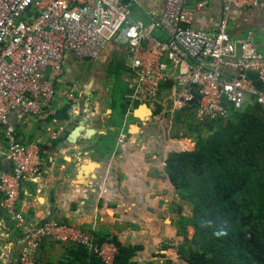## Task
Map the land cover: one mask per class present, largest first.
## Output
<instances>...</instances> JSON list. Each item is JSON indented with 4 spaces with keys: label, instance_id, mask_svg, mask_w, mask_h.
Here are the masks:
<instances>
[{
    "label": "built area",
    "instance_id": "built-area-1",
    "mask_svg": "<svg viewBox=\"0 0 264 264\" xmlns=\"http://www.w3.org/2000/svg\"><path fill=\"white\" fill-rule=\"evenodd\" d=\"M161 1V12L143 24L130 17L131 0H0V217L20 233L17 264H38L44 241L82 246L101 264H113L118 254L111 240L96 242L94 227L58 221L49 212L43 220L28 219L17 207L21 184L38 178L41 158L38 140L20 141L10 115L41 114L67 55L92 61L110 42L125 46V97L152 112L164 106L162 89L169 91L171 112L185 110L196 124L226 119L250 104L264 112V53L250 33L233 39L227 31L231 8L258 0H225L211 32L191 26L203 2ZM125 137L120 132L118 141Z\"/></svg>",
    "mask_w": 264,
    "mask_h": 264
},
{
    "label": "crops",
    "instance_id": "crops-1",
    "mask_svg": "<svg viewBox=\"0 0 264 264\" xmlns=\"http://www.w3.org/2000/svg\"><path fill=\"white\" fill-rule=\"evenodd\" d=\"M192 2L204 5L194 12L191 26L214 31L225 0ZM162 8L161 0H131L130 17L146 24ZM227 20L231 38L250 33L264 53V0L244 9L231 8ZM154 36L164 38L159 31ZM125 63L126 47L115 42L92 61L67 55L54 96L41 114L10 115L20 141L38 140L41 158L38 178L21 184L17 207L28 219L43 220L49 212L58 221L94 227L96 233L124 245H140L133 258L137 264H179L178 246L183 242L179 224L187 221L188 210L164 170L174 150L169 146L172 141L166 140L164 130L146 129L152 119L157 121L161 106L152 118H145L136 115L143 104L125 97ZM168 94L167 89L160 91L161 104ZM185 120H191L190 114ZM79 124L70 142L69 134ZM120 132L126 134L123 142L118 141ZM190 227L186 225V231ZM20 242V233L0 217V264H17ZM64 256L63 245L44 241L36 259L56 262Z\"/></svg>",
    "mask_w": 264,
    "mask_h": 264
},
{
    "label": "trees",
    "instance_id": "trees-1",
    "mask_svg": "<svg viewBox=\"0 0 264 264\" xmlns=\"http://www.w3.org/2000/svg\"><path fill=\"white\" fill-rule=\"evenodd\" d=\"M184 111L176 113L175 121L186 123L195 148L179 145L174 150L183 151L170 152L164 167L176 191L192 206L190 218L179 224L184 237L179 257L187 264H264V112L250 104L226 119L196 124L181 119L188 114ZM186 225L193 228L189 242ZM93 234L96 242L107 238L116 245L113 264H137L133 258L140 245ZM61 245L63 258L38 264H101L82 246Z\"/></svg>",
    "mask_w": 264,
    "mask_h": 264
},
{
    "label": "rangeland",
    "instance_id": "rangeland-1",
    "mask_svg": "<svg viewBox=\"0 0 264 264\" xmlns=\"http://www.w3.org/2000/svg\"><path fill=\"white\" fill-rule=\"evenodd\" d=\"M177 91H179V87H177ZM160 100V98H159ZM162 100V99H161ZM164 103V106H161V112L158 113V117L156 118V122L154 121V119H152V122L150 124H147V128L146 129H153L155 132H162L164 130V132L166 133L165 135V138L166 140L170 142L169 146L171 147V149H175L177 148L179 145L181 146H186L188 148H191L193 147L192 149L195 148V144H191L190 141H188V138L190 137L189 133L187 132V127H186V123L183 122V121H175V115L177 112H171V110L173 109V106H172V100L168 99L166 100ZM140 112H141V115L140 116H143L144 115V110L142 108H139L138 109ZM139 111L136 112V115L138 116L139 114ZM174 111V109H173ZM152 112V111H151ZM156 111L152 112V114H148L147 117L145 118H152L154 113ZM171 113V114H170ZM179 117H180V114L178 113ZM186 114H182L181 115V119L185 118ZM168 117V121L165 119ZM180 119V120H181ZM159 120H164L165 122L163 124H160L159 123ZM191 138V137H190ZM189 138V139H190ZM192 139V138H191ZM175 140V141H174ZM193 141V139L191 140ZM194 143V141H193ZM188 148L186 149H183V150H187ZM178 195L180 196L181 200L185 203H187V219L190 218L191 214V204H189L186 200L182 199V196L181 194L178 193ZM179 222H181L179 220ZM186 228V227H185ZM186 230V229H185ZM192 233H193V228L190 227L188 229V231H186V235H185V239L189 242L191 241V237H192ZM180 239H183V236L180 234L179 235ZM176 261L179 262V264H187L186 262H184L183 260H179L177 259Z\"/></svg>",
    "mask_w": 264,
    "mask_h": 264
},
{
    "label": "water",
    "instance_id": "water-1",
    "mask_svg": "<svg viewBox=\"0 0 264 264\" xmlns=\"http://www.w3.org/2000/svg\"><path fill=\"white\" fill-rule=\"evenodd\" d=\"M192 103H196V101L193 100ZM139 107L142 108V109L144 110V115H148V114L151 115V114H152L151 110H150L146 105H140ZM138 114H139V116H140V115H141V112L139 111ZM140 118H141V117H140ZM80 125H81V124H79L78 126H76V127L72 130V132L69 134L68 140H69L70 142L73 141L76 132L80 130V127H79ZM133 128L135 129L136 127H133ZM173 151H174V152H179V151H183V150H173Z\"/></svg>",
    "mask_w": 264,
    "mask_h": 264
}]
</instances>
